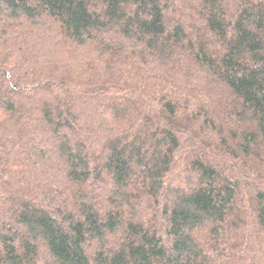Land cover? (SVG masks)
Instances as JSON below:
<instances>
[{
  "label": "trees",
  "instance_id": "obj_1",
  "mask_svg": "<svg viewBox=\"0 0 264 264\" xmlns=\"http://www.w3.org/2000/svg\"><path fill=\"white\" fill-rule=\"evenodd\" d=\"M0 264H264V0H0Z\"/></svg>",
  "mask_w": 264,
  "mask_h": 264
}]
</instances>
